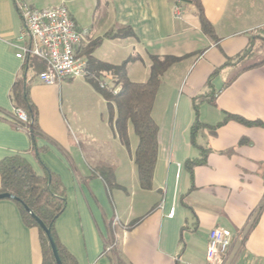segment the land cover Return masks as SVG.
Returning a JSON list of instances; mask_svg holds the SVG:
<instances>
[{"label": "crops", "instance_id": "1", "mask_svg": "<svg viewBox=\"0 0 264 264\" xmlns=\"http://www.w3.org/2000/svg\"><path fill=\"white\" fill-rule=\"evenodd\" d=\"M174 2L88 0L83 18L70 0V18L87 32L80 51L89 53V75L45 86L35 70H23L27 59L15 57L22 21L13 0H0V161L20 155L37 176L58 180L66 208L54 233L76 264H207L214 228L231 233L223 264H264V58L246 65L264 49V0H199L212 36L201 30L193 4H183V20L174 21ZM151 57L178 61L162 76L152 107L158 152L152 187L143 190L133 162L137 143L126 148L113 133L92 78L114 86L116 77L97 65L125 64L127 79L144 83ZM20 77L36 110L35 139L14 116ZM72 87L88 100L87 122L86 113L72 110ZM196 120L206 127L192 138ZM201 150H209L206 161L191 177L186 163ZM103 166L113 173L110 187L97 172ZM0 264H42L39 232L24 225L13 200L0 201Z\"/></svg>", "mask_w": 264, "mask_h": 264}, {"label": "trees", "instance_id": "2", "mask_svg": "<svg viewBox=\"0 0 264 264\" xmlns=\"http://www.w3.org/2000/svg\"><path fill=\"white\" fill-rule=\"evenodd\" d=\"M183 4L190 3L196 7L198 21L201 30L206 35H213V28L206 20L199 0H181ZM81 50V49H80ZM251 53V45L240 57ZM89 53L79 51L78 56L85 58ZM239 58V57H238ZM237 58V59H238ZM150 76L144 83H133L126 77L125 64L111 66L98 64L100 71L110 73L116 77L114 88L119 87L117 94L100 90L96 84L95 89L106 103L108 122L113 133L118 137L124 147H129L127 135L128 126H131L137 138V146L133 153V162L137 169L139 185L143 190L152 187L154 166L158 152V126L151 116L152 107L158 91L162 76L178 60L172 57H151ZM88 65V64H87ZM33 69L36 75L44 70L43 64L35 58H27L23 70ZM212 103V99L208 100ZM11 102L14 109L23 111L29 121L28 133L35 139L39 136L36 121V110L29 98V86L23 77L16 80L11 94ZM202 100L197 98L192 101V107L197 114L198 106ZM233 119L239 123L250 125V122L235 116H227L225 121ZM260 125V124H258ZM206 127L197 120L191 127L192 138L196 130ZM216 127H209L214 130ZM193 140V139H192ZM199 159H191L186 163L191 177L193 168L202 165L206 161V153L209 150H201ZM104 183L110 187L113 184V173L110 168L103 166L98 169ZM0 193H8L18 199V206L22 221L26 227L36 228L39 232V240L42 251V264H56L51 253L46 236L37 223L26 213V206L46 227L50 228L57 252L62 264H76L71 256L57 242L54 233V223L66 208L65 193L58 180L50 174L37 176L31 169L26 159L20 155L7 157L0 161Z\"/></svg>", "mask_w": 264, "mask_h": 264}, {"label": "built area", "instance_id": "3", "mask_svg": "<svg viewBox=\"0 0 264 264\" xmlns=\"http://www.w3.org/2000/svg\"><path fill=\"white\" fill-rule=\"evenodd\" d=\"M20 15L22 26L15 57L19 60L35 58L39 60L44 70L37 76L39 82L45 86L60 85L65 79L86 78L88 65L78 53L84 44L87 32L79 29L70 18L65 6L59 5L44 9H35L23 0H13ZM182 1L175 0L172 6L174 21L183 20ZM98 88L113 95L119 87L114 88L93 77ZM14 116L19 127L28 131L29 121L25 113L14 109ZM117 219L114 220L116 224ZM231 241V233L222 228H214L208 234L205 259L207 264H223L224 257ZM114 244L109 245L105 252H110Z\"/></svg>", "mask_w": 264, "mask_h": 264}, {"label": "rangeland", "instance_id": "4", "mask_svg": "<svg viewBox=\"0 0 264 264\" xmlns=\"http://www.w3.org/2000/svg\"><path fill=\"white\" fill-rule=\"evenodd\" d=\"M87 1L88 0H72L73 3L75 2L74 3L75 7H76V9L78 11L81 12V15H82L83 18H86L85 7H86ZM49 3L50 4L54 3L56 6L64 5L65 7L67 6L68 9L71 7L69 5L70 4V0H52ZM263 58H264V49H258L256 51L255 55L251 58L250 61H248L246 63V65H250V64L259 62ZM139 65H140V69L142 70L143 69L142 63H140ZM70 99H71L70 103H71L72 110L75 113H78L79 115H83V113H86V122H87L92 116V110H91V107L88 104V100L85 99V95L83 94L82 90H79L78 87H72ZM106 119L108 120L107 113H106ZM128 128H129L128 129V131H129L128 137H129L130 148L133 150L135 148V146H136L137 138L134 135V133H133V131L131 129V126H128Z\"/></svg>", "mask_w": 264, "mask_h": 264}, {"label": "water", "instance_id": "5", "mask_svg": "<svg viewBox=\"0 0 264 264\" xmlns=\"http://www.w3.org/2000/svg\"><path fill=\"white\" fill-rule=\"evenodd\" d=\"M1 200H13L18 202V199H16L14 196L8 193H0V201ZM24 210L37 223V225L40 227V229L43 231L44 235L46 236L55 263L62 264L50 228L46 227L26 206H24Z\"/></svg>", "mask_w": 264, "mask_h": 264}]
</instances>
